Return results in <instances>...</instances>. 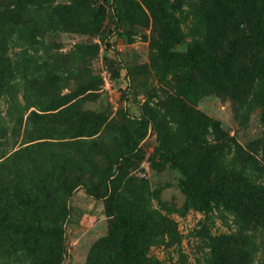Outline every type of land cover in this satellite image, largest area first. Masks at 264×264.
Masks as SVG:
<instances>
[{
  "label": "rangeland",
  "instance_id": "rangeland-1",
  "mask_svg": "<svg viewBox=\"0 0 264 264\" xmlns=\"http://www.w3.org/2000/svg\"><path fill=\"white\" fill-rule=\"evenodd\" d=\"M16 11L0 264H264V0Z\"/></svg>",
  "mask_w": 264,
  "mask_h": 264
},
{
  "label": "trees",
  "instance_id": "trees-1",
  "mask_svg": "<svg viewBox=\"0 0 264 264\" xmlns=\"http://www.w3.org/2000/svg\"><path fill=\"white\" fill-rule=\"evenodd\" d=\"M11 1L12 0H0V62H7L9 59L7 53L13 32L12 22L17 17L19 18L20 15L17 13L16 7L23 2V0H16L15 3H11ZM246 13H248V17L252 16V18L256 19V21L254 20V25L259 28L261 21L259 16L254 13L253 8ZM254 38L259 45L264 47V37H262L261 33L257 31Z\"/></svg>",
  "mask_w": 264,
  "mask_h": 264
}]
</instances>
